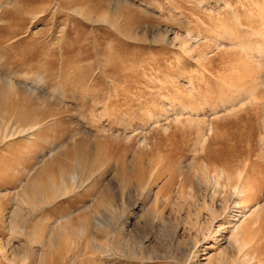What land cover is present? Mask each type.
<instances>
[{"label": "rangeland", "instance_id": "obj_1", "mask_svg": "<svg viewBox=\"0 0 264 264\" xmlns=\"http://www.w3.org/2000/svg\"><path fill=\"white\" fill-rule=\"evenodd\" d=\"M263 11L0 0V264H264Z\"/></svg>", "mask_w": 264, "mask_h": 264}, {"label": "bare ground", "instance_id": "obj_2", "mask_svg": "<svg viewBox=\"0 0 264 264\" xmlns=\"http://www.w3.org/2000/svg\"><path fill=\"white\" fill-rule=\"evenodd\" d=\"M263 8V7H262ZM262 11V10H261ZM264 12V11H263ZM203 20V19H202ZM211 23V22H210ZM201 26V25H200ZM263 26V25H262ZM190 28H192V27H190ZM198 28V27H197ZM205 28V27H204ZM203 28V29H204ZM217 28V27H216ZM221 28V27H220ZM222 30H220V33H221V31H222V34H223V32H224V38L226 39H230L231 40V36L230 35H226V33H227V31H226V29H223V28H221ZM228 29V28H227ZM202 30V29H201ZM201 30H200V33H201ZM217 30H218V28H217ZM225 30V31H224ZM196 31H198L197 29H196ZM191 32V31H190ZM259 32V31H258ZM199 33V32H198ZM218 33V32H217ZM254 33V32H253ZM192 37H193V43L195 42L196 44H197V39H203L204 41H203V43L205 42V43H207L208 41L211 43V41L212 42H214L215 43V45L217 46V45H220L219 44V42H220V40H221V38H214L213 36L211 37L210 36V34H212V33H210L209 34V36L207 35V34H205V32H204V34L202 33V35H198V36H201L200 38L199 37H196L195 35L193 36L192 35V33H189ZM232 34H233V32H232ZM264 34V33H263ZM189 35V36H190ZM234 35V34H233ZM260 34H258V36H259ZM191 36H190V43H188V45H193V43L191 44V42H192V40H191ZM221 36V35H220ZM262 36H264V35H262ZM194 37H195V39H194ZM237 37V36H236ZM239 37V36H238ZM237 37V38H238ZM236 38V39H237ZM264 37H262L261 39H263ZM235 40V39H234ZM201 41V40H200ZM224 41V40H223ZM233 41V40H232ZM232 41H230L229 43L231 44V42ZM243 40H241V42H242ZM258 41L260 42V40L258 39ZM257 40L255 41V43H254V46H253V49L252 50H249V51H247V52H249V54H250V57H253V58H256L257 57V63H258V65H259V67H262L264 64H263V62H261L260 60H262V59H260V60H258V58H259V56H264V48H263V46L261 45L260 46V43L258 42ZM263 41V40H262ZM250 42V41H249ZM201 43H202V41H201ZM204 43V44H205ZM226 43V42H225ZM232 43H234V42H232ZM240 43V42H239ZM238 42H235L234 44L236 45V46H238V48L240 47L241 48V50L245 53L246 52V50H247V47H248V45L246 46V48H245V46L243 47V44L241 45V44H239ZM195 44V45H196ZM200 43H198L197 45H199ZM203 44V45H204ZM263 44H264V42H263ZM195 45H194V47H195ZM202 45V46H203ZM207 45V44H206ZM187 46V45H186ZM223 46V45H222ZM187 47H190V46H187ZM186 47V48H187ZM204 47V46H203ZM206 47V46H205ZM250 47V46H249ZM256 47V48H255ZM209 48V47H208ZM223 48V47H222ZM189 49V48H188ZM191 49H193V46H191ZM218 49V48H217ZM220 49V48H219ZM232 49V48H231ZM230 49V50H231ZM194 50L196 51V49H193V52H194ZM206 50H207V47H206ZM210 50V49H209ZM254 50H256V51H254ZM204 51V50H203ZM193 52H190V53H188L189 55H191V53H193ZM257 52V53H256ZM205 53V52H204ZM262 54V55H261ZM193 55V54H192ZM194 55H195V53H194ZM194 55H193V58H194ZM205 56V55H204ZM245 56H246V54H245ZM192 57V56H191ZM197 57V56H196ZM203 57V56H202ZM246 57H249L248 55L246 56ZM249 57V58H250ZM201 58V57H200ZM232 58V57H231ZM202 59V58H201ZM200 59V60H201ZM189 60V59H188ZM191 60V59H190ZM212 60V59H211ZM263 60H264V57H263ZM202 61V60H201ZM200 61V62H201ZM223 61V60H222ZM228 62V61H227ZM192 63H193V61H192ZM205 63V62H204ZM207 63V62H206ZM202 65V64H201ZM233 65V64H232ZM262 65V66H261ZM204 66V65H203ZM206 66V65H205ZM202 71H203V68H202ZM211 71V70H210ZM256 72V71H255ZM254 73V72H253ZM206 74V73H205ZM208 74V73H207ZM215 74V73H214ZM252 75V74H251ZM208 76V75H207ZM211 77H212V75H211ZM217 77V76H216ZM192 80V79H191ZM193 81V80H192ZM194 82V81H193ZM13 82H11L10 80L8 81V80H5L4 81V84H6V85H11ZM192 84V83H191ZM192 86L193 85H191V89H192ZM248 86V85H247ZM233 92V91H232ZM255 93V88L254 87H250V88H242V87H240V88H235V90H234V93H232L233 95L232 96H230L231 97V99H228V100H219V102H220V104H221V106H223L221 109L222 110H229V109H231L232 107H234V106H236V105H238L239 103H241L243 100H245V99H247V98H249L250 96H252L253 94ZM194 95V94H193ZM193 97V96H192ZM229 97V98H230ZM194 98V97H193ZM217 103V102H216ZM226 103L228 104V105H226ZM220 106V107H221ZM240 106V105H239ZM231 107V108H230ZM190 108V107H189ZM188 108V109H189ZM192 108V107H191ZM193 109V108H192ZM200 109H201V107H200ZM211 109V108H210ZM213 110V109H212ZM216 110H218V109H216ZM233 110V109H232ZM232 110H230L229 112H232ZM216 113V112H215ZM224 114V113H223ZM38 126H37V124H34L33 126H30L28 129H26V130H24V131H22V132H25V131H28V130H31L32 128H37ZM39 128V127H38ZM18 131V130H17ZM210 131V130H209ZM26 133V132H25ZM42 147V146H41ZM38 148V147H37ZM38 151V150H37ZM33 152V151H32ZM71 152V151H70ZM54 153V152H53ZM52 153V151H50V155H52L53 154ZM69 153V152H68ZM26 154V153H25ZM35 154H36V152H35ZM39 155V154H38ZM49 155V156H50ZM43 170V169H42ZM60 171V170H59ZM69 171V170H68ZM78 171V170H77ZM40 174V172L36 175V177L38 176ZM221 174V173H220ZM69 176H70V178H72L73 180H74V175L73 174H69ZM36 177H34L33 178V180L32 181H30V182H28L27 184H26V186H25V188H24V190L25 191H27L28 193H29V195L28 194H26V192H24V194H23V196H25V197H27V199L30 197V199L32 200V201H40V198L42 199L43 197H48V196H51V195H53V194H55V192L57 191V188L55 187V183L53 184L52 182H50L49 184H47V185H44L42 182H40L39 180H37V178ZM44 177V176H43ZM42 180H43V178H42ZM54 181V180H53ZM71 183V182H70ZM232 188V187H231ZM59 189V188H58ZM25 198L24 197H22V198H20V201H23ZM43 200V199H42ZM17 209V208H16ZM14 212V211H13ZM16 212V211H15ZM18 213V212H17ZM19 217H21V216H19ZM12 219L13 220H11L10 222H11V230H13L14 231V228L16 227V217L14 216V217H12ZM21 220V219H20ZM255 222H257V221H255ZM21 227V226H20ZM16 229V228H15ZM237 233H239V232H237ZM240 246L239 247H244L245 245H247L245 242H241L240 244H239ZM1 248V247H0ZM240 248V249H241ZM7 257V256H6ZM237 259V258H236ZM232 262V261H231ZM249 263V262H248Z\"/></svg>", "mask_w": 264, "mask_h": 264}]
</instances>
